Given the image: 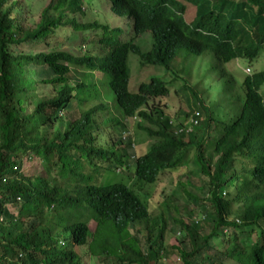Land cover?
I'll return each mask as SVG.
<instances>
[{
    "label": "trees",
    "instance_id": "1",
    "mask_svg": "<svg viewBox=\"0 0 264 264\" xmlns=\"http://www.w3.org/2000/svg\"><path fill=\"white\" fill-rule=\"evenodd\" d=\"M97 1L132 19L127 40L114 39L108 25L77 22ZM66 26L97 29L98 52L59 49L52 40ZM145 33L148 51L136 43ZM263 51L264 0H67L40 9L32 23L18 0H0V264H86L76 249L101 264H159L164 256L174 264H264V70L240 81L225 70ZM129 53L141 70L159 67L184 82L190 116L198 114L191 132L175 130L164 113L163 78L129 90ZM196 70L200 91L186 80ZM218 84V99L206 102ZM132 120L154 140L141 156ZM186 158L199 195L183 192L202 217L174 216L171 195L150 213L127 184H162ZM120 172L126 183L108 179Z\"/></svg>",
    "mask_w": 264,
    "mask_h": 264
},
{
    "label": "rangeland",
    "instance_id": "2",
    "mask_svg": "<svg viewBox=\"0 0 264 264\" xmlns=\"http://www.w3.org/2000/svg\"><path fill=\"white\" fill-rule=\"evenodd\" d=\"M22 5V12L25 19L29 22H33V17H37L38 11L42 8H45L50 3L53 4L54 8L56 6H60L62 4H66L67 0H18ZM67 9V8H66ZM25 10V12H24ZM69 11L67 12V17L69 15ZM71 18V16H70ZM77 22L86 21V22H97L99 24L108 25L112 31V37L114 39H120L121 41L127 40V33L129 29H132V19L128 23V19L126 16L117 17L110 13L105 5V3H100L99 1L96 2L94 9L92 12L86 13L85 20H82L80 17H76ZM129 26H128V25ZM98 30L97 29H81L80 27L72 28L71 26H66L63 29H58V39L52 40V43L59 45V49L65 52H73L77 55H90L92 49V41L97 40L98 37ZM64 38V39H62ZM136 43L140 46L142 51H148L150 49L151 39L148 33L141 35L138 39H136ZM40 45V44H39ZM39 50L41 48L38 46ZM93 50H97L96 46H93ZM127 66H128V83L127 87L129 90H134L139 83L146 82L149 80L150 77H161L167 83L169 88L168 96L162 101V107L164 113L172 123V127L176 130L179 126H183L188 122L189 116L192 114L190 109L187 107L183 97L185 93L181 92L180 88L183 86L184 82L180 80H175L173 77L164 72L159 67H150L146 68L145 70L140 69L139 60L138 58L129 53L127 59ZM249 69L250 72L246 73V69ZM199 70V69H198ZM198 70L195 72H191L186 80L190 85H195L197 90L200 91V87H198V80L200 76L196 77L194 82V77L197 75ZM226 72L231 74L233 78L237 81L242 80L245 76H251L256 71H263L264 70V51L261 53L260 57L254 61H249L245 64L241 60L232 61L229 64H226L225 68ZM215 75V74H214ZM96 79L99 78V74H96ZM185 78V77H184ZM106 81V80H105ZM220 81V80H218ZM220 88V84L214 85L212 91L208 93L207 98L205 99L206 102L210 101L211 99L217 98L216 97V90ZM49 91L48 88H44L42 94L44 92ZM104 102L109 103L113 112L117 114V106L115 102V96L113 92H110L106 86H104ZM233 91L236 92L237 89L234 86ZM233 92V94H234ZM261 96L264 100V85L261 87ZM194 109V108H192ZM187 115V116H186ZM204 122V129L207 128V116L203 117ZM138 122L136 120H132L128 131H130V135L132 137V143L135 148V156H141L146 153L150 146L154 144L153 139H149L146 134L142 131L137 129ZM114 132V131H113ZM116 132V131H115ZM104 137V136H103ZM133 151V150H132ZM192 152H190L191 157ZM34 162H31V166H34ZM25 166V165H24ZM37 166V165H36ZM192 169V165L190 159H185V163L183 166H180L179 169H175L169 173H164L163 177L164 180L161 183L156 185H147L142 182H137L136 180L132 179L127 184L129 185L130 189L133 190L136 194L140 196V199L147 205L149 208L150 213L155 214L156 210L153 208L158 207L159 204L164 202L165 198L169 195L172 196V205L177 208L176 213L173 212V215L177 218L183 219L184 221H188L189 219L193 222H198L199 219L202 217V212L199 208H195L185 197L184 189L187 191L193 192L195 195H199L195 189L199 186L198 181L190 175V171ZM39 170V168H35V171ZM24 173H31L28 167H24ZM171 173V174H170ZM110 178L114 182H125L126 175H123L121 172L117 174L109 175ZM104 180H107L104 178ZM106 182V181H105ZM159 199V200H158ZM173 227V223L170 221L168 229ZM264 227V223H263ZM134 231L138 232L136 237L139 241H142L143 237V229L141 227H136ZM134 231H131V234H134ZM173 233H167L165 235V241L168 245L173 244V240L175 236ZM81 250V249H80ZM76 249V253L81 257V261L85 262L86 264H101L99 258H90L85 253L81 255V251ZM86 255V257H85ZM165 260V261H164ZM174 260L171 261L168 257H163L159 264H174ZM177 264V263H176ZM230 264V263H227Z\"/></svg>",
    "mask_w": 264,
    "mask_h": 264
},
{
    "label": "built area",
    "instance_id": "3",
    "mask_svg": "<svg viewBox=\"0 0 264 264\" xmlns=\"http://www.w3.org/2000/svg\"><path fill=\"white\" fill-rule=\"evenodd\" d=\"M245 71H246V73H249V69H248V68H247ZM197 118H198V114H195V115L189 120V122H188V124H187L189 127L186 128L187 125H185V128H184V129H181V130H183V131H187V132H191V127H190V126L194 127V126L197 125Z\"/></svg>",
    "mask_w": 264,
    "mask_h": 264
},
{
    "label": "clouds",
    "instance_id": "4",
    "mask_svg": "<svg viewBox=\"0 0 264 264\" xmlns=\"http://www.w3.org/2000/svg\"><path fill=\"white\" fill-rule=\"evenodd\" d=\"M249 72H250V70H249ZM191 118H192V116L189 117L188 122H189V120H190ZM188 122H187L185 125H187ZM197 124H198V118H197ZM185 125H184V126H185ZM196 126H197V125H196Z\"/></svg>",
    "mask_w": 264,
    "mask_h": 264
}]
</instances>
